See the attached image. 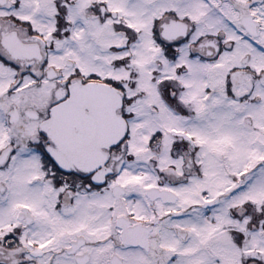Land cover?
<instances>
[{"label":"snow or ice","instance_id":"6c2138e0","mask_svg":"<svg viewBox=\"0 0 264 264\" xmlns=\"http://www.w3.org/2000/svg\"><path fill=\"white\" fill-rule=\"evenodd\" d=\"M0 264H264V0H0Z\"/></svg>","mask_w":264,"mask_h":264}]
</instances>
